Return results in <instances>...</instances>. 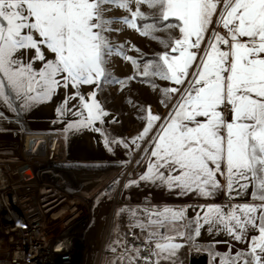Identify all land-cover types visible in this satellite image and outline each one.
<instances>
[{
  "label": "snow or ice",
  "instance_id": "1",
  "mask_svg": "<svg viewBox=\"0 0 264 264\" xmlns=\"http://www.w3.org/2000/svg\"><path fill=\"white\" fill-rule=\"evenodd\" d=\"M113 9L129 15L106 17ZM115 23L158 42L164 51L147 61L127 55L125 44L114 46L106 35L117 31ZM132 49L140 52L135 45ZM45 50L54 58L48 59ZM112 55L131 62L154 89L155 79L178 86L162 89L165 106L179 94L166 120L151 106L141 117L146 126L131 141L137 149L155 122L160 124L151 152L145 149L146 171L127 186L145 182L206 199L224 192L230 201L249 196L251 188L249 202L200 205L190 220L186 208L144 209L146 220L138 218L137 209H121L133 228L146 233L154 259L141 257L134 245L119 259L126 264L171 261L184 246L175 242L185 236L176 222L186 221L182 227L195 225L194 236L207 225L209 233L224 232L247 245L234 254L231 245L227 253H215L220 264H264V0H0V104L18 114L15 101H20V111H30L71 86L73 93L56 109L58 118L78 117L65 132H98L109 151L112 144L130 145L95 126L109 115L97 92L102 83L124 86L136 78H113L107 70ZM84 85L95 89L86 95ZM76 99L78 106L69 108Z\"/></svg>",
  "mask_w": 264,
  "mask_h": 264
},
{
  "label": "built area",
  "instance_id": "2",
  "mask_svg": "<svg viewBox=\"0 0 264 264\" xmlns=\"http://www.w3.org/2000/svg\"><path fill=\"white\" fill-rule=\"evenodd\" d=\"M219 31L224 32L222 28ZM60 146L56 134H0V154L7 155L0 156V264H101L113 247L111 215L105 219L98 250L89 253L93 243L84 246L81 242L85 238L86 243L91 241L99 199L114 195L120 183L137 180L146 171L149 156L138 158L129 167L111 165L127 173L118 176L116 187L110 190L107 176L94 179L91 174L81 177L68 173L70 168L81 166L64 161ZM29 172L32 179L27 181ZM74 204L80 207L69 215L65 210ZM58 215L64 231L51 238L49 223ZM81 234L84 238L78 240ZM133 245L141 249V257L152 258V245L140 240L136 232L125 234L115 256H125V249Z\"/></svg>",
  "mask_w": 264,
  "mask_h": 264
},
{
  "label": "rangeland",
  "instance_id": "3",
  "mask_svg": "<svg viewBox=\"0 0 264 264\" xmlns=\"http://www.w3.org/2000/svg\"><path fill=\"white\" fill-rule=\"evenodd\" d=\"M132 7L133 10H135V5H133ZM142 10L145 12L149 11L146 6H144ZM128 15V12L120 9H113L111 11L106 12V17L108 18H120ZM112 27L114 29H117V31L106 33V35L114 46L125 44V51L129 56L140 58L141 55H143V60L147 61L149 59H153L157 53L164 51L163 47L158 42L150 39L149 37L140 35L137 31L132 30L123 24L115 23L112 25ZM173 34L179 36L178 32H174ZM159 35L164 34L159 33ZM132 45H135L137 48H139L140 52H136L135 50H133ZM107 70L110 75L115 79L123 80L134 75L136 76V78L127 81L126 85L124 86L118 83H102L100 90L97 92V100L102 104L103 108L109 113V115L104 117L103 125L97 122L95 126L103 127V129L110 134V138H115L116 140H125L130 145V147L125 148L121 144H112V150L109 151L108 147H106L104 143L103 136L100 133L92 131L88 128L81 129L80 131L73 130L66 133L65 128L67 124L78 119V117H75L70 113L62 118H58L57 112L41 111L36 114L31 113L30 119L35 125L45 123H48L47 125H61L60 127L63 136H60L61 146L59 152L60 156H62V159L63 156H71V154L69 155L68 152H74L75 154H78L80 156H89L91 154H95L96 156H134L133 159L127 164H119L124 167L131 166L134 162L137 161L138 158V160H140L144 159L145 156H148L145 153V149L148 150V153L151 152L149 143L151 142V137L159 128L160 122H155L156 127H154V130L149 133V137L146 138V140L139 142L140 148L137 149L135 145L131 144L132 139L138 136L143 130V128L146 126L145 120L141 117L146 115L148 106H151V112L153 114L159 115L161 117V121H163L168 118L169 113L173 110L176 100L179 98V94H177L176 96H170L167 99V106H165V104L161 103L162 100H165V96L162 92V89L171 87V82L155 79L154 83L155 85H157V87L154 89L151 83L145 82V78L136 75V69H134L131 62L126 61L119 55H112L108 58ZM70 89L71 86L67 90L61 88V91L64 92ZM94 89L95 85H84L81 87V92L87 95L91 93ZM73 91L74 90L72 89V92ZM64 98L65 96L54 97L51 99V101H47L46 106L51 107V105L54 106V104H56L54 108H57L64 100ZM78 104V99L72 100L69 102L68 107L75 109ZM142 109L144 110L142 111ZM69 137L73 138L74 143H72V145L68 144ZM115 165L117 164L115 163ZM126 173V170H120L118 176H124ZM26 180H30L29 175H26ZM128 184L129 182H122L118 185V187L120 186L117 190L118 192L116 191L114 195H106L105 199H107V202L105 204V208L107 212L104 218L106 219L107 215H111V220L108 218L109 223L110 221L114 220L113 215L115 217V215L118 214L117 212H119L120 210L118 209L121 199L120 194L123 187ZM115 204L117 208H113ZM79 207L80 206L78 204H74L72 207L66 208L65 211H67L69 215H72L79 209ZM99 208H101V205ZM61 220L62 218L60 217V215H58L53 221L49 223V234L51 238L60 235L64 231L60 228ZM105 223L106 220L104 222V227ZM109 229L111 232L112 239L114 240L115 236L113 224L112 227H110ZM126 233H129V231ZM99 238L100 234L98 235V232L96 230V224H94L91 228V241H88V243H86L87 240L85 238V241H82L81 243L84 246H90L93 243L94 246L92 247V249L87 250L89 253H92V251L99 249ZM122 242V239L121 241L117 242L114 240L113 247H110V252L108 256L104 257L101 264H106L107 261H109V263L111 264L126 262V260H121L119 259V257L115 256L117 250L121 249ZM113 249H115V251H113ZM215 259L218 258H213L212 261H214Z\"/></svg>",
  "mask_w": 264,
  "mask_h": 264
},
{
  "label": "crops",
  "instance_id": "4",
  "mask_svg": "<svg viewBox=\"0 0 264 264\" xmlns=\"http://www.w3.org/2000/svg\"><path fill=\"white\" fill-rule=\"evenodd\" d=\"M46 51V50H45ZM33 53L30 51L27 55V59L32 57ZM46 56L48 59H53L54 54L46 51ZM36 68L41 66L40 62H37L34 65ZM171 87H178L171 83ZM72 88L68 91H61V88L58 91V94L53 96L54 97H62L66 95H71ZM177 94H175L176 96ZM18 114L16 112L9 111L6 107L0 104V112H3V118H0V134L2 132H12L13 134H28V135H44V134H56L60 136L63 134L61 131V125H47L40 124L35 125L32 123L30 119L31 113H39L41 111H49V112H56L57 108H54L56 104L51 105V107H47V102H43L38 104L37 106L33 107L30 111H20V101H15ZM229 119H231V114L229 113ZM154 130V128H153ZM63 136V135H62ZM74 143L73 138H68V144L72 145ZM71 156H63V160L66 162H75L79 164L81 167H86L88 169H96V171H100L101 173H96L93 178H98L99 175L107 176L105 173L109 170V165L113 166H121L122 164H127L130 162L134 156H96L95 154H91L89 156H80L75 154L74 152H68ZM111 162V163H110ZM115 163L117 165H115ZM121 164V165H119ZM110 165V166H111ZM107 168V169H106ZM221 183H224L222 177H219ZM129 185V184H128ZM251 188L249 189V196H250ZM234 195V194H233ZM249 196H245L242 199L237 198L235 200L230 201L229 197L226 193L220 192L216 195L215 198L206 199L201 198L195 194L190 195H179L178 190H168L162 187H158L156 185L141 182L139 185H131V186H124L121 194H120V204L118 209H137L138 218L141 220H146L147 217L144 214V209L158 211L162 209L165 205L170 206L173 209L179 210L181 208L187 209V219H192L196 216L197 211H199L200 205H207V204H229V203H243L249 202ZM106 197H101L99 199V207L95 222L100 223V231L99 234L102 232L104 228L105 222V214L106 208L105 204L107 202ZM117 212L118 214L115 215L114 220L112 221L114 227V236L115 241H123L124 234L126 232H136L139 239L145 241L146 233H142L139 229L133 228L131 226L132 221L129 219L128 214L121 213V211ZM186 221H178L176 222V228L179 231H184L185 236L183 238L177 236L176 243H180L184 245L180 248L175 257L171 261H162L161 264H190L193 258H199L200 256H205L208 258V264H220L219 256L214 255L215 253H227L229 250V246L231 245L232 253L246 249L247 245L241 244L231 239L226 233L219 232L217 233L215 230L212 233H209L208 226L205 225L200 230L199 236L193 235V229L195 225L190 228H183L182 225L185 224ZM163 231V229H161ZM172 234V233H170ZM213 258L215 259L214 261ZM106 264H111L107 261ZM114 264V263H112ZM116 264H126L123 263H116Z\"/></svg>",
  "mask_w": 264,
  "mask_h": 264
},
{
  "label": "bare ground",
  "instance_id": "5",
  "mask_svg": "<svg viewBox=\"0 0 264 264\" xmlns=\"http://www.w3.org/2000/svg\"><path fill=\"white\" fill-rule=\"evenodd\" d=\"M0 156H7L6 154H0ZM0 160H2L1 159V157H0ZM3 162H4V160H3ZM107 169V168H106ZM68 173H75L76 175H78V176H81V177H83V176H87V174H91V175H93V176H95L96 175V173L98 174V173H101L100 171H96V169H88V168H86V167H75V168H70V170H68L67 171ZM119 172H120V170L119 169H117V168H114V167H112V166H109V170H108V172H106L105 174L107 175V177L109 178V180H110V184H109V188H110V190H113L115 187H116V183L118 182V180H119V177H118V175H119ZM29 177L32 179V174L29 172ZM92 192H93V190L92 191H90V194H92ZM116 206V204L114 205V207L113 208H116L115 207ZM95 224H96V230H97V232H98V235H99V229H100V223L99 222H95ZM94 225V224H93ZM90 226H91V224H90ZM84 236V234H81V235H79V237H78V240H82V238H84L83 237ZM98 241V240H97Z\"/></svg>",
  "mask_w": 264,
  "mask_h": 264
},
{
  "label": "water",
  "instance_id": "6",
  "mask_svg": "<svg viewBox=\"0 0 264 264\" xmlns=\"http://www.w3.org/2000/svg\"><path fill=\"white\" fill-rule=\"evenodd\" d=\"M28 174L29 173H27L26 175ZM190 264H208V258L205 256H200L199 258H193Z\"/></svg>",
  "mask_w": 264,
  "mask_h": 264
}]
</instances>
